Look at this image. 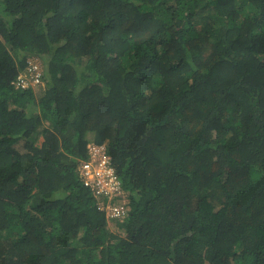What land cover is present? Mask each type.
<instances>
[{
	"label": "trees",
	"instance_id": "obj_1",
	"mask_svg": "<svg viewBox=\"0 0 264 264\" xmlns=\"http://www.w3.org/2000/svg\"><path fill=\"white\" fill-rule=\"evenodd\" d=\"M0 264H264V0H0Z\"/></svg>",
	"mask_w": 264,
	"mask_h": 264
},
{
	"label": "clouds",
	"instance_id": "obj_2",
	"mask_svg": "<svg viewBox=\"0 0 264 264\" xmlns=\"http://www.w3.org/2000/svg\"><path fill=\"white\" fill-rule=\"evenodd\" d=\"M26 64L27 67L22 70L20 75H18L16 83L12 82L11 84L16 89L22 87L25 88V90L30 89L35 96H38L44 90V82L41 79L43 75L42 59L38 56L29 57L26 60ZM39 139L42 140V138ZM86 148L90 153V158L84 162H78L76 167L78 179L83 184L89 186L97 180L99 174L105 179H107V175H109L114 182L115 188L117 186V189L115 190L114 188L112 195L109 198L117 199L118 203L114 207H107V209L109 210V213L111 212L113 220H115L113 222L118 221L119 223H122L129 213V207H127L129 198L127 193L121 190L120 185L114 176L113 169L110 165V156L105 152L106 145L96 144L91 140L87 143ZM115 207L121 209V212L116 213L114 210Z\"/></svg>",
	"mask_w": 264,
	"mask_h": 264
},
{
	"label": "built area",
	"instance_id": "obj_3",
	"mask_svg": "<svg viewBox=\"0 0 264 264\" xmlns=\"http://www.w3.org/2000/svg\"><path fill=\"white\" fill-rule=\"evenodd\" d=\"M108 178L105 179L102 175H98L97 180L94 183H91L89 186L92 187V190L94 191V193L96 195H100V194H108L109 197L112 195V191L114 190L115 186H114V182L113 180L110 178L109 175H107ZM117 189V186L115 188V190ZM114 210L116 211V213H120L121 209L119 208H114Z\"/></svg>",
	"mask_w": 264,
	"mask_h": 264
},
{
	"label": "rangeland",
	"instance_id": "obj_4",
	"mask_svg": "<svg viewBox=\"0 0 264 264\" xmlns=\"http://www.w3.org/2000/svg\"><path fill=\"white\" fill-rule=\"evenodd\" d=\"M88 138H89V136H88ZM41 141H42V140H41V139H39V140L37 141V144L41 143Z\"/></svg>",
	"mask_w": 264,
	"mask_h": 264
}]
</instances>
